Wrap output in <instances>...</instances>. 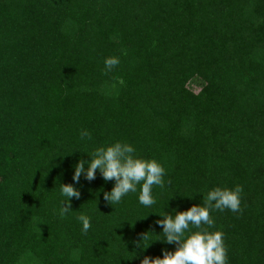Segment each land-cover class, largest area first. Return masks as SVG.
<instances>
[{
	"label": "trees",
	"instance_id": "trees-1",
	"mask_svg": "<svg viewBox=\"0 0 264 264\" xmlns=\"http://www.w3.org/2000/svg\"><path fill=\"white\" fill-rule=\"evenodd\" d=\"M115 141L165 167L151 207L73 182ZM60 184L80 191L63 218ZM235 185L242 210L209 230L227 264H264V0H0V264H140L177 247L159 214Z\"/></svg>",
	"mask_w": 264,
	"mask_h": 264
},
{
	"label": "clouds",
	"instance_id": "clouds-1",
	"mask_svg": "<svg viewBox=\"0 0 264 264\" xmlns=\"http://www.w3.org/2000/svg\"><path fill=\"white\" fill-rule=\"evenodd\" d=\"M119 63V57H106L104 68L106 71H111ZM86 137L91 139L90 133L82 130L80 138L83 140ZM84 152L91 159H79L73 166L74 183H79L81 176L87 181H92L99 171L105 182H114L111 190L103 193L104 200L110 205L121 203L129 193H137L138 185V202L145 207L156 204L153 187L163 188L166 183V169L159 161L137 156L135 147L122 141L95 147L92 152ZM242 191L241 185H235L233 188L217 186L206 193L201 192V203L193 204L187 210L172 208L171 212L159 214L162 219H158L156 223L162 229L160 234H163V238L158 240L167 244H176L177 247L174 251L162 249L160 257L144 256L140 264H227L224 233L221 230H209L215 224L210 212L217 210L240 212ZM60 196L63 199L59 215L63 218L73 211L71 200L79 199L80 191L73 184H60ZM76 219L82 225L81 231L87 233L92 226L91 217L80 214ZM145 239H147L146 234L143 235L142 241ZM148 246L149 244L144 247L138 242L141 250Z\"/></svg>",
	"mask_w": 264,
	"mask_h": 264
},
{
	"label": "rangeland",
	"instance_id": "rangeland-1",
	"mask_svg": "<svg viewBox=\"0 0 264 264\" xmlns=\"http://www.w3.org/2000/svg\"><path fill=\"white\" fill-rule=\"evenodd\" d=\"M189 88L197 91L199 89V84L197 83V81H190L189 84H188Z\"/></svg>",
	"mask_w": 264,
	"mask_h": 264
}]
</instances>
